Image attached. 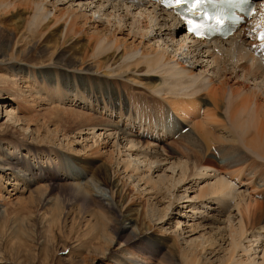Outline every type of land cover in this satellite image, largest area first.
Segmentation results:
<instances>
[{"label":"bare ground","instance_id":"1","mask_svg":"<svg viewBox=\"0 0 264 264\" xmlns=\"http://www.w3.org/2000/svg\"><path fill=\"white\" fill-rule=\"evenodd\" d=\"M255 1L257 10L232 37L224 41H199L187 37L184 26L153 0H0V44L6 48L13 44L16 49L8 58L1 55L0 64L13 62V72L19 76L13 79L15 77L6 75L2 80L5 86L15 87L16 81L24 80L27 75L42 78L47 83L53 72L47 69L51 67L58 71L57 75L75 82L69 87L71 90L77 88L83 96L100 101L99 104L104 102L111 110L116 105L121 112L129 109V119L140 113L137 108L133 110L123 104L119 90L137 86L143 97L130 93L129 100L140 103L139 110L147 115L157 109L154 115L163 114L165 109L164 113L171 120L167 122L165 115L158 116L162 118L158 121L149 116L143 124L132 119L130 125L136 124L139 130L145 131L146 127L154 132L158 125L162 132L122 135L114 139L116 134L101 125L97 118L83 117L92 125L79 123L81 126L70 134L63 132L61 140L68 145L72 137L80 147L88 141L91 144L86 148L93 156L100 153V147L108 146L107 141L113 140L107 154L109 164L98 170L84 171L109 190L110 200L97 198L89 185L82 188L70 182H45V187L60 194H68L72 189V196L81 201L80 205L112 214L118 225L117 238L127 233L129 239L124 242L134 249L143 241V230H151L156 218L162 224L163 215L171 204L187 197L184 180L203 172L208 179H203L199 188L191 186L189 190L198 191L186 200H195L201 207L233 202L227 217L228 232L226 236L220 235L216 227L217 233L208 234L207 238L202 234L184 241L182 236L186 229L177 221L174 235L176 239L182 238L184 244L177 246L173 237L171 254L176 256L175 263L264 264V184H256L259 177H264V0ZM22 44L31 45L32 52L49 58V66L36 68L38 74H35L34 70L21 65L18 56L22 53ZM64 73H73V78ZM151 79L155 85L148 81ZM93 83L94 87L87 90ZM125 96L127 94L122 97ZM75 115H70L73 120L80 119L81 114ZM68 119L69 116L60 114L58 120ZM133 126H130L132 131ZM179 128L187 129L195 138L199 151L190 144L183 145L185 150L180 155L173 151L177 162L173 160L162 171L168 164L163 161L169 160L162 161L160 157L171 154L169 147H163V138L166 140ZM58 131L55 129L56 135ZM56 135L52 143L58 142ZM159 147L161 149L157 150ZM213 148L221 153L224 162L210 163L208 167L205 163ZM75 151L69 153L75 154ZM13 162L5 160L0 166L14 172L16 162ZM17 179L20 184L21 180ZM124 179L142 183L143 192L148 195L159 197L165 193L168 204L161 210L151 208L153 214L149 219L148 198L142 199L135 183L132 189H127ZM179 188L183 191L181 196H176ZM135 195L142 201L135 203ZM33 196L32 204H39L38 193ZM51 213L60 219L63 209H54ZM196 229L190 226L189 233ZM221 243L227 245L223 247ZM126 252L135 258L132 251Z\"/></svg>","mask_w":264,"mask_h":264},{"label":"rangeland","instance_id":"2","mask_svg":"<svg viewBox=\"0 0 264 264\" xmlns=\"http://www.w3.org/2000/svg\"><path fill=\"white\" fill-rule=\"evenodd\" d=\"M60 7L62 6L60 5ZM178 29L182 32L180 27ZM2 46H0V56L5 55L4 57L8 58L15 54L16 49L13 44L7 48ZM30 46L25 47L23 45L22 53L18 56L19 63L38 74L36 68L49 66L50 60L42 57L39 52H32ZM13 65V62L0 64V162L3 163L5 160L16 162L14 172L10 169L3 170L7 167L0 166V264H176V256L174 252V255L171 254V250L177 221L181 222L179 225L181 228L186 229V234L182 236L184 241H189L194 237L199 238L202 234H204L203 237L207 238L208 234H216L217 228H219L220 235L226 236L228 232L227 217L231 213L233 202L230 204L227 201L226 205L220 204L221 206L205 204L201 207V203L195 200L188 202L186 200L194 197L198 191V189L189 190L191 186L197 185L196 188H199V185L205 181L203 179H208V176H205L203 172L202 174L201 172L198 173L199 176L193 175L188 180H184L185 188H188L187 197L177 199V202L171 204L170 209L163 215L162 224H159V220L154 218L152 229L143 230V241L135 245L134 249L124 242L129 239L127 233L123 234L121 239L117 238L118 225L116 222L114 223L112 214L106 213V215L93 208L80 205L81 201L72 196V189L68 191V194L67 192L60 194L57 190L49 191L45 187L47 186L45 182L57 184L70 182L74 183L73 186L76 184L82 188L83 185H89L91 192L97 198L110 200L109 190L104 185L92 180L90 175L84 171L98 170L103 168L104 164H109L107 154L112 149L113 140L107 141L108 146H104L105 148L100 147L98 150L102 153L97 156H93L92 152L86 148L91 144L88 141H86L87 143L83 142V147H80V143L72 139L71 136L68 145L61 140L64 133L70 134L77 127H80L79 123L82 126L92 125L91 122H85L83 117L97 118L101 125L107 126L108 130L116 134V136L113 135L114 139L117 137L119 139L122 135H143V132L156 134L162 131L159 130L158 125L154 127L156 129L154 132L150 131L152 128L147 130L145 127V131H142L137 129L138 127L136 128V124L135 126L130 125L129 121L133 118H128L129 109L126 112H121L119 105H116L111 110L104 102L99 104L100 101L83 96L77 88L71 90L69 87L73 86L75 82L57 75L56 72L58 71L51 67L47 69V72L53 71L49 74L47 83L42 78L38 79L32 75H27L24 80H17L15 87H7L2 82L6 75L11 78L12 76L15 77L13 79L19 77L13 72ZM65 74L69 78H73L71 77L73 73ZM99 80L105 81L104 79ZM148 81L155 85L152 79ZM94 85L95 83L89 86L87 90L92 89ZM119 93L122 96L127 94L124 98L119 97L122 98L123 104H127V108L133 110L137 108L136 111L140 113L139 116H134L135 122L143 124V120L149 116H154V119L158 121L162 119L158 116L165 115L167 122L171 123V120L164 113L165 109L163 114L154 115L153 112H156L157 109L152 110L151 115H147L143 113V110H139L140 103L134 104L133 99L129 100L130 93L135 94V96L143 94L139 87L130 85L120 89ZM76 113L79 116L81 114L80 119H78L79 122L71 118ZM60 114L69 116L70 119L60 121L58 120ZM60 118L62 119V117ZM130 126L135 127V130L132 131ZM55 129L60 131H58V135H56ZM50 134L51 136H49ZM54 134L58 137V142L52 143L51 139H53ZM163 141H165L163 147H169L171 154L169 157L166 154L160 157L162 161L164 159L169 160L163 161L168 164L163 166L162 171L169 167L173 160L177 162V159H173L172 156L174 150L180 155L185 150L183 145L190 144L197 151L200 148L187 129L179 128L166 140L163 138ZM180 142L181 146L178 144ZM72 149L77 150L73 152L76 155L69 153V151H73ZM160 149L161 147L157 148V150ZM141 151L138 152L141 153ZM211 152L212 154L207 156L206 166L210 167V163L219 165L224 162L219 151L216 150L215 152V148H213ZM9 157L10 159H8ZM13 157L17 160H12ZM115 169L119 170L118 168ZM166 174L168 175L170 172H166ZM17 178L21 180L20 184ZM263 178L259 177L256 184L263 185ZM124 181L129 190L136 184L125 179ZM136 187L139 188L138 191L141 193L142 199L144 198L143 200L148 198V201H145L148 206L149 219L152 218L153 211L163 209L169 202L165 193H161L159 197L153 194L148 195L147 192H143L142 183L136 184ZM46 188L47 190H45ZM78 189L76 186V190ZM182 191L183 189L179 188L176 196H181ZM37 193L39 204H32L30 199L34 197L33 194L36 195ZM140 199L141 197L133 196L135 203H139ZM155 201L161 202L157 203V206H153ZM58 208L63 209L60 219H56L51 213L52 210ZM151 208H154L152 212ZM2 213L5 216H2ZM43 213L46 215L42 216ZM190 226L198 228V230L196 229L191 234L189 233ZM257 232L258 230L253 234ZM182 238H175L177 246H183ZM221 244L223 247L227 245V243ZM258 249L260 251V248ZM127 250L132 251L135 258L130 257L126 252ZM172 256L173 260L171 259ZM208 257L210 258V256ZM177 264L180 263L177 262Z\"/></svg>","mask_w":264,"mask_h":264},{"label":"snow or ice","instance_id":"3","mask_svg":"<svg viewBox=\"0 0 264 264\" xmlns=\"http://www.w3.org/2000/svg\"><path fill=\"white\" fill-rule=\"evenodd\" d=\"M183 2H185V0H175L176 4H180V3H183ZM199 2H200V0H197V3H199ZM193 7H195V5H193ZM262 39H264V36H262Z\"/></svg>","mask_w":264,"mask_h":264}]
</instances>
